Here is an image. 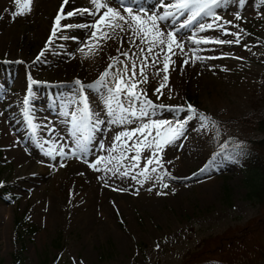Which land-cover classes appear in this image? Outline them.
Listing matches in <instances>:
<instances>
[{"label": "rangeland", "instance_id": "374dc122", "mask_svg": "<svg viewBox=\"0 0 264 264\" xmlns=\"http://www.w3.org/2000/svg\"><path fill=\"white\" fill-rule=\"evenodd\" d=\"M152 1L142 0L147 7ZM35 6L33 0L29 14L13 18L16 5L9 0L0 11V264H258L264 251V200L257 202L246 196L248 186L232 156L238 146L264 149V142L262 146L252 142L264 137L255 126L264 115V16L258 14L264 7L258 6V0H247L242 9L232 5L218 10L224 20L240 25L249 35L241 33L240 44L201 45L205 51L200 55L224 58L171 71V99L167 88L161 100L152 96L159 78L150 77L149 84L140 86L156 103H191L216 122V127L210 124L202 130L198 121H192L187 139L177 142L183 148L166 149L164 159L172 163L165 167L175 177L189 178H165L170 185L167 189H161L156 174L141 186L130 177L94 171L70 154L69 125L63 112L69 111L68 105L76 99L74 81L87 84L97 79L109 63L108 56L117 54L118 45L109 41L99 54L84 58L77 51L80 41L66 50L70 40L55 39L40 62H35L52 27L48 25L40 38L42 25L35 20ZM69 7H91L90 0H75ZM237 10L243 20L234 19ZM83 19L90 23L93 18L85 15ZM69 21L79 23L81 17ZM88 32L81 30L83 41ZM76 33L79 31L72 29L58 36ZM189 34L187 29L182 33ZM200 35L235 39L220 31ZM58 51L65 53L64 59L50 64L43 60L54 58ZM11 54L21 55L22 63L13 62ZM173 59L177 65L181 63L179 57ZM29 75L41 82L33 88L35 132L23 116ZM86 94L92 108L107 119L102 94L94 90H86ZM10 100L17 101V115L9 110ZM184 115L163 109L155 118L174 120ZM119 130L102 125L87 159L107 155L99 150L98 143L103 140L107 147ZM4 133L12 135L24 150L22 159L13 156V147L2 143ZM54 136L59 140L55 145L50 140ZM225 144V153L231 158L221 154L207 172L198 174ZM59 145H67L64 150L68 156L52 158L45 154L48 147ZM158 191L167 195H157ZM15 217L31 220L36 229L29 232L21 225L16 231Z\"/></svg>", "mask_w": 264, "mask_h": 264}, {"label": "snow or ice", "instance_id": "6c2138e0", "mask_svg": "<svg viewBox=\"0 0 264 264\" xmlns=\"http://www.w3.org/2000/svg\"><path fill=\"white\" fill-rule=\"evenodd\" d=\"M14 3L16 8L12 11L13 18L31 12L33 0H14ZM114 3L118 6H113V0H90L91 7L66 11L69 0H62L54 17L50 36L44 49L35 58V62H40L55 39L79 40L77 36H58V33L72 29L89 30L87 39L80 41V46L77 48L84 58L99 54L109 41L116 42L117 54L108 56L109 63L97 79L87 84L80 79L74 81L76 99L68 105L69 111L63 112L69 125L68 139L72 144L70 154L81 158L94 171L130 177L141 186L144 182L153 179L152 174H156L155 178L159 181L161 189H167L170 185L164 182L165 178L173 180L189 178L175 177L165 167V164L172 163L171 160L164 159L166 149L171 146H176L178 150L183 148V144L177 142L187 139L186 134L192 121H198L202 130L208 129L210 124L216 127V122L191 103L186 105L156 103L149 97L148 90L140 86L149 84L150 77L159 78L157 86L152 89V96L157 101L161 100L166 95L164 89L167 88L168 98L171 99V71H176L177 68L183 71L184 68L198 61L224 58L202 56L199 53L205 49L200 46L240 44L241 33L249 34L240 28V25L224 20L218 10L232 5L242 9L246 6L247 0H167V2L157 0L151 7H147L142 0H114ZM258 6L264 7V0H258ZM258 14L264 16V12ZM85 15L93 18L90 23H62L73 17ZM233 16L235 20H243L239 10L235 11ZM226 25L237 28L238 31L231 32ZM186 29L191 34L183 36L182 33ZM209 31H220L223 35H231L235 39L226 40L200 35ZM245 48L251 51L247 45ZM70 55L74 56V54ZM173 57H179L181 63L177 65ZM233 58L243 59V57ZM148 69L154 71L149 73ZM222 70L227 71V69ZM39 83L41 82L28 76V87L22 101L23 116L33 132L37 130V125L33 123V88ZM86 90H94L102 94L104 116L107 119L101 118V113L92 108ZM163 109L173 113L182 112L185 115L174 120L155 118L157 111ZM102 125L115 126L120 130L112 136L111 143L107 147L103 140L99 141V150L107 155L96 156L94 160L89 161L87 157L91 151L90 145L95 141V134L101 130ZM108 131H112V128L109 127ZM55 143L52 141L53 145ZM40 146L43 148L44 144L41 143ZM66 146L48 147L45 154L52 158L56 155L66 157L69 155V152L64 150ZM227 148V144L222 145L220 153L213 154L206 165L199 169L198 174L207 172L216 164L217 156L221 154L231 158L230 154L225 153ZM239 150L237 148V151ZM145 152L148 155H145ZM151 190L150 188L149 191ZM172 191L174 192L175 189ZM156 194L167 195L164 191H158Z\"/></svg>", "mask_w": 264, "mask_h": 264}, {"label": "trees", "instance_id": "16d2710c", "mask_svg": "<svg viewBox=\"0 0 264 264\" xmlns=\"http://www.w3.org/2000/svg\"><path fill=\"white\" fill-rule=\"evenodd\" d=\"M256 129L264 133V115H262L255 122ZM252 142L258 146H262L264 137L253 139ZM240 150H236V154L232 155L238 162L242 172L244 184L248 188L246 196L251 200L262 202L264 200V149L263 151L257 150L252 146H238ZM0 152V164L2 163ZM16 231L21 225H25V230L32 232L36 229V225L31 220L26 218H14ZM258 264H264V251L261 252V261Z\"/></svg>", "mask_w": 264, "mask_h": 264}, {"label": "bare ground", "instance_id": "6f19581e", "mask_svg": "<svg viewBox=\"0 0 264 264\" xmlns=\"http://www.w3.org/2000/svg\"><path fill=\"white\" fill-rule=\"evenodd\" d=\"M8 1L9 0H0V11L1 12L3 11V9L6 8L5 6L7 5ZM156 1L155 0L152 1V3L149 4V7H151V5H153V4H156ZM166 2H167V0H166ZM61 3H62V0H36V6L35 7H36V12H37V17H36L35 20L37 21V23L39 25H42L40 27V29H41V32L40 33L41 34L46 29H48L47 28L48 25L50 27L52 26V24L54 22V17L57 14V11H58ZM74 3H75V0H69V4L66 6V9L65 10L68 11V9L70 8L69 6L73 5ZM113 6H117V5L113 4ZM79 17H81V22H79V23H86V21H84V19H83L84 16H79ZM62 23L67 24V23H72V21H69L68 22V20H65V21H62ZM76 30L79 31V34L76 33V34H73L71 36H77V37H79V40L78 41H83V39L80 38L81 37L80 36V32L83 29H76ZM47 31L49 32V30H47ZM41 34H40V38L45 35V34H42V35ZM47 40H48V37L45 36V40H43V45H42L43 47H41V49L39 48L38 51H41L42 49H44ZM70 42H71L70 45L68 47L64 48V49L67 50L73 44H76L77 43V41H73V40H70ZM50 48H49V50H50ZM58 49H61V46H59ZM53 55H55L54 58H53V56H51V57L48 56L49 58L46 57V59L44 58L43 60H45V62L47 61L48 62L47 64H50V62L51 63H56L60 59H64V57H65V53L59 52V51L58 52H54ZM11 57H12V61L13 62H15V61L21 62V59H22V56L21 55H17V54L13 55V54H11ZM16 102L13 101V100H10L8 102V104L10 103L9 110H10L11 114H14V115H17V110H18V105H16L17 104ZM50 140L51 141H55V142H58L59 141V140H57L55 138V136L54 137H50ZM4 142L7 143L9 147H13V156L15 158H17V159L20 160V159H22L24 157V150L22 148H20V146L18 147L15 144L16 142H15V140H14V138H13L12 135L6 134V136H5V133H4V140H2V143L4 144ZM9 147H8V149H9ZM22 169L23 168L17 169V171H18L19 174H20V172H22Z\"/></svg>", "mask_w": 264, "mask_h": 264}]
</instances>
